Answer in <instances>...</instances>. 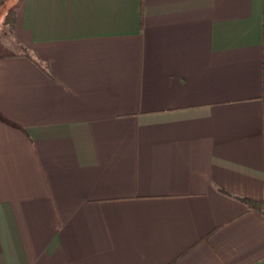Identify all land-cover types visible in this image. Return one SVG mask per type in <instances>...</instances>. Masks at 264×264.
Here are the masks:
<instances>
[{
    "label": "crops",
    "instance_id": "0c3cea01",
    "mask_svg": "<svg viewBox=\"0 0 264 264\" xmlns=\"http://www.w3.org/2000/svg\"><path fill=\"white\" fill-rule=\"evenodd\" d=\"M13 32L0 264H264V0H23Z\"/></svg>",
    "mask_w": 264,
    "mask_h": 264
},
{
    "label": "trees",
    "instance_id": "16d2710c",
    "mask_svg": "<svg viewBox=\"0 0 264 264\" xmlns=\"http://www.w3.org/2000/svg\"><path fill=\"white\" fill-rule=\"evenodd\" d=\"M7 1H8V3L6 4V0H0V6H3V7L7 6L6 11L3 14V23L4 24H10V28L12 29L15 25L17 11H18L20 4L22 3L23 0H21L18 7H14L17 0H7ZM23 55H25V56L29 57L30 59H32L33 61H35L27 53H24ZM239 200L242 201L249 209L261 211L263 201H252V200H249L246 198H239Z\"/></svg>",
    "mask_w": 264,
    "mask_h": 264
},
{
    "label": "rangeland",
    "instance_id": "374dc122",
    "mask_svg": "<svg viewBox=\"0 0 264 264\" xmlns=\"http://www.w3.org/2000/svg\"><path fill=\"white\" fill-rule=\"evenodd\" d=\"M21 0H17L14 7H18ZM8 1L6 0V4ZM6 7L0 6V54L13 53L19 50L18 46L14 42V27L11 29L10 24L3 23V14L6 11Z\"/></svg>",
    "mask_w": 264,
    "mask_h": 264
}]
</instances>
